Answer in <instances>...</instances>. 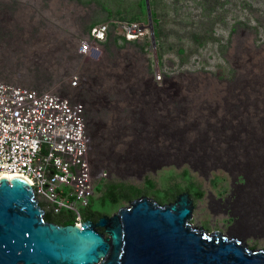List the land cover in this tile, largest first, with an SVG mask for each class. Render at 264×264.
Here are the masks:
<instances>
[{"label": "rangeland", "instance_id": "1", "mask_svg": "<svg viewBox=\"0 0 264 264\" xmlns=\"http://www.w3.org/2000/svg\"><path fill=\"white\" fill-rule=\"evenodd\" d=\"M5 1L0 0V28L10 24L7 16L13 17L7 14L11 9ZM10 2L26 7L14 15H45L63 29V32L48 33L50 46L43 49L36 45L28 61L17 52L2 48L6 29H1L0 79L32 88L46 89V83L72 71L71 63L68 68L64 64L74 60L71 50L76 51V47L73 38V41L67 38L65 33L76 27L85 34L93 24H107L117 18L129 22L136 17L140 28L149 29L132 42L120 39L117 34L120 32L113 29L105 44L106 60L89 73L97 80L93 84H98L87 94L85 85V91H81L88 102L91 94L99 96L89 102L91 111L87 121L91 127L92 114L97 113L98 124L94 119L96 124L89 131L95 137L96 151L111 169L110 175L100 181V187L114 181L143 187L150 178L156 189L165 191L177 183L185 184L183 171L188 168L193 181L206 191L202 199L192 197L193 225L227 234L232 231L230 226L236 229L246 223L264 233V225L257 219L260 215L259 219H264V176H260L264 172V0ZM15 61L19 67L27 64L28 72L13 67ZM130 66H136L135 72L123 78ZM248 74L254 79L243 87L247 82L239 78ZM139 80L149 85L156 80L162 86L158 90L150 85L152 90L140 94L138 101L125 99L127 95L120 88L128 81H133L131 84ZM252 95L255 96L252 98ZM103 96L109 98H106L108 106L100 102ZM124 106L136 109L137 115L131 118ZM136 123L144 126L142 131H135ZM249 143L260 149V156L244 158L239 154H225L223 148L209 150L223 145L237 148ZM199 145L203 147L193 148ZM190 147L192 150L188 152ZM249 158H253L250 160L255 162L253 165H241ZM256 162L260 165L256 166ZM225 167L233 173L240 172L236 173L237 177L245 172L248 179L242 184L232 181ZM100 195L95 192L94 196L97 199ZM221 196L231 201L234 197V221L228 222L227 213L220 210L217 200ZM128 203H120L113 213ZM241 207L250 213L247 221L239 216ZM256 236H248L245 241L255 250L264 249V236Z\"/></svg>", "mask_w": 264, "mask_h": 264}, {"label": "water", "instance_id": "2", "mask_svg": "<svg viewBox=\"0 0 264 264\" xmlns=\"http://www.w3.org/2000/svg\"><path fill=\"white\" fill-rule=\"evenodd\" d=\"M187 198L161 204L143 195L96 223L59 225L45 220L27 180L0 178V264H264V249L245 241L264 233L197 227Z\"/></svg>", "mask_w": 264, "mask_h": 264}, {"label": "built area", "instance_id": "3", "mask_svg": "<svg viewBox=\"0 0 264 264\" xmlns=\"http://www.w3.org/2000/svg\"><path fill=\"white\" fill-rule=\"evenodd\" d=\"M111 27L128 40L142 35L137 23L99 24L76 37L73 72L46 89L0 79V175L27 178L44 212L69 213L79 226L96 186L111 173L89 131V102L95 98L88 102L81 93L97 81L89 73L102 65Z\"/></svg>", "mask_w": 264, "mask_h": 264}, {"label": "bare ground", "instance_id": "4", "mask_svg": "<svg viewBox=\"0 0 264 264\" xmlns=\"http://www.w3.org/2000/svg\"><path fill=\"white\" fill-rule=\"evenodd\" d=\"M7 3V7H9L11 10H9L7 12V14H13L11 16L12 19L9 18V16H7L8 20L10 21V24L8 25H5V27L2 25V27L0 28V31L1 29L3 28V30H5L4 32V35L2 37L3 39V42L1 43L2 45V48L6 51V52H17L21 57H25L26 58V61H28V55L32 53V50L35 48V46L37 45V47H40V48H43L45 49V46H50V43H51V40H49V36L47 35L48 33L50 32H55V31H62L63 29L59 28L58 27V24L55 23L53 20H51L50 17L48 16H45V15H33V14H30V15H27V16H17V15H14V14H17L19 12H21V9H24L26 7L18 4V3H8V0L5 1ZM18 2V1H17ZM29 7V6H28ZM30 9V7H29ZM28 9V10H29ZM23 12V11H22ZM33 13V11H31ZM63 32V31H62ZM67 35V33H65ZM68 38V37H67ZM69 39L72 40V37H69ZM73 41V40H72ZM75 44V42L73 43ZM71 44V46L73 45ZM0 45V46H1ZM73 47V46H72ZM73 49L71 50V53L74 55V57L76 58V51H73ZM5 53V52H4ZM27 53V54H26ZM33 55V54H32ZM34 56V55H33ZM74 58V59H75ZM254 58V57H253ZM256 59V57H255ZM40 60V59H39ZM31 61V60H30ZM41 61V60H40ZM254 61V60H253ZM37 63V62H35ZM70 63L72 64V61L69 60V62H66L64 64V68H68V66L70 65ZM13 67H19L18 64H17V61H15V63L12 64ZM36 65V64H35ZM7 66H11V65H7ZM29 66V65H28ZM20 70H23V71H27L28 68H27V64H24L23 66H20L19 67ZM46 69H49L47 68L46 66ZM31 70V69H30ZM45 70V69H44ZM73 67H72V71L68 72V73H64L60 79L63 78V76L73 72ZM5 71H7V69H5ZM28 72V71H27ZM59 76L55 77L56 79L58 78ZM55 80V79H54ZM53 81V80H52ZM224 84H228V82L224 83ZM239 85V83H238ZM253 140V139H252ZM258 141V140H257ZM261 141V140H259ZM248 142V141H247ZM221 143V142H220ZM251 143V142H250ZM249 145H244V146H240V147H237V148H232V147H229V146H226V145H223V146H219V147H210L209 150H218L219 148H223L222 151L223 153H229V154H239L241 155L242 157H246V156H260L261 155V151H259L260 149L256 148V145H253V144H250ZM253 143V142H252ZM255 143V142H254ZM235 144H238V143H235ZM191 145V144H190ZM260 145V144H258ZM257 145V147H259ZM198 148V149H201L203 146H194L193 148ZM218 148V149H216ZM203 149H206L205 147ZM192 150V147H190L187 151L190 152ZM202 152V150H201ZM204 152V151H203ZM264 152V151H263ZM208 152H206V155H207ZM205 155V156H206ZM240 156V157H241ZM206 159V158H205ZM209 159V158H208ZM253 159V158H249V159H246L244 160V162L241 163V165L245 164L244 166H248L250 167V165H253L255 162L253 163H250V160ZM259 160V159H258ZM257 160V161H258ZM199 161V160H198ZM212 161V159H211ZM214 161V159H213ZM164 164V163H163ZM181 164V163H180ZM216 164V163H215ZM205 165V164H204ZM256 166H259L260 163L256 162L255 164ZM154 166V165H153ZM191 166V165H190ZM208 166V165H207ZM224 166V165H223ZM155 167V166H154ZM159 167V166H158ZM196 168V167H195ZM222 168V167H221ZM234 168V167H233ZM194 169V167H193ZM210 169V168H209ZM220 169V168H219ZM231 169V168H230ZM211 170V169H210ZM225 171H227V173L231 176L232 178V181H237L239 180V177L238 174L236 173H240V172H236L233 173L231 172L228 167H225L224 168ZM209 172V171H208ZM257 171L254 172V174H257L256 173ZM260 173V172H259ZM243 175L246 176V180L248 179L247 175L245 172H243ZM260 175V174H259ZM260 176H264V172H261V175ZM3 177H7V178H17L16 176H4V175H0V178H3ZM20 178H24L25 180L28 181L27 178L25 177H21L19 176ZM29 182V181H28ZM184 195H187L188 198H187V202H190L193 204V199H192V196L189 192H183L181 193L177 198L179 199H183ZM233 200H234V197L232 198V201L230 198H228L227 196H221L218 198L217 200V204L219 205V208L222 212L224 213H227V216L232 219V214H233ZM238 206V205H237ZM261 212V211H260ZM239 213L241 216V220L242 218L244 219V221L248 220V218L250 219V213L248 210H245L243 209L242 207L239 209ZM254 216V215H253ZM260 217H262L260 215ZM259 217V218H260ZM254 218V217H252ZM259 224L260 225H264L263 223V220L259 219ZM254 220V219H253ZM249 222V221H248ZM249 225H241L239 227H236V229H234L235 232L239 233V234H246L248 232V227ZM262 227V226H261ZM253 228V227H252Z\"/></svg>", "mask_w": 264, "mask_h": 264}, {"label": "trees", "instance_id": "5", "mask_svg": "<svg viewBox=\"0 0 264 264\" xmlns=\"http://www.w3.org/2000/svg\"><path fill=\"white\" fill-rule=\"evenodd\" d=\"M152 18H153V23L156 24L157 21L154 19L155 15H152ZM120 19L125 20L123 18H120ZM136 21H137L136 17L131 18L129 20V22H136ZM94 25L95 24H93L91 26H94ZM155 35H157L156 29H155ZM239 79H241L242 82H247V83H243L241 85L243 87H246L247 84L250 82V80H252L254 78L248 74V75H243V78H239ZM93 91H95V90H93ZM98 94H95V95L97 96ZM101 95H102V93H101ZM254 96L255 95H252V98ZM96 98H99V96H97ZM135 113H136V115L138 113V111H136V109L130 111L131 118L134 117ZM94 119L97 120V124H98L99 118L97 116V113L92 114L90 124H92L94 122ZM142 126L140 125V123H136L134 126L135 131H142L144 128V126L143 127ZM183 175H184V181L186 182L185 184H178L177 183L165 191L160 190V189H156L155 188L156 187L155 182L150 178L146 179L145 185L143 187H139L137 185L130 184L127 182H122V181L109 182L105 186H101V187L98 184L96 186L95 192L101 193V195L97 199L92 198L90 201V205L91 204L92 205L97 204L98 208L100 209V212L111 213L114 211L115 208L118 207V205H120V203H122L124 201L128 203V202H130V201H132V200H134L140 196H143V195H148V196L153 195L155 197V199L161 204H165V203L175 201V199L183 192H189L191 194V196L195 199H202L205 196L206 191L202 190L201 187L199 185H197L196 182L193 181L192 176L190 174V170L188 168H186L183 171ZM216 177L219 178L218 176H216ZM223 179L224 178H222V180ZM243 180L245 182V177L243 175H241L239 177L238 184L244 183V182H242ZM215 183H216V181L214 178L213 185ZM218 185L219 184H217L216 186H218ZM83 214H84V218L88 219V217L90 215L89 209L86 208ZM55 218L60 219V221L62 222V225L75 224L74 216L69 214V213L63 212L62 214L54 215V214H51L50 212H45V220L46 221H49V220L55 219Z\"/></svg>", "mask_w": 264, "mask_h": 264}, {"label": "clouds", "instance_id": "6", "mask_svg": "<svg viewBox=\"0 0 264 264\" xmlns=\"http://www.w3.org/2000/svg\"><path fill=\"white\" fill-rule=\"evenodd\" d=\"M116 20H119V21H124V20H122V19H120V18H117V19H114V20H112V21H116ZM111 22V21H110ZM125 22H128V21H125ZM109 23V22H108ZM128 23H138V22H128ZM104 24H106V23H104ZM94 26H96V25H94ZM94 26H90V28H89V30L85 33V34H88L89 32H90V29L91 28H93ZM147 27V26H146ZM146 27H141L142 29H141V31H142V35L140 36V37H138V38H135V39H132V40H128L125 36H123V35H118L119 37H120V39H122V40H126V42H132V41H135V40H137V39H139V38H141V37H143L144 36V34H146V32H148L149 31V29H147ZM144 28V29H143ZM75 29H77L76 31H74ZM75 29H73L71 32H69V33H67V37L69 38V37H72L73 38V40H74V42H75V47H76V52H77V44H76V37L78 36V35H81L82 33L78 30V28L76 27ZM113 29H115V28H113V27H111V32H112V30ZM155 33V32H154ZM84 34V35H85ZM118 34V33H117ZM109 39H110V34L108 35V38H107V40L105 41V42H103V47H104V50H105V44H106V42L107 41H109ZM119 39V40H120ZM77 54V53H76ZM106 57H107V52H106V50H105V55H104V58H103V60H102V65H103V62L106 60ZM115 60H116V58H115ZM74 61V60H73ZM101 65V66H102ZM128 70H130V71H126V72H124L123 73V78H126V77H128V76H130L131 75V73L133 74L134 72H135V70H136V66H130V67H128ZM132 70V71H131ZM129 82H133V81H128L127 83H126V85H124V86H122L120 89H122L123 90V92L127 95L126 97H125V99L127 98V99H130V100H132V102H134V101H138V99H139V95L140 94H143V93H147V92H150L149 90H152V89H150V85L152 86V87H154L155 89H160L161 88V83L160 82H158V81H154L153 80V82L152 83H150V85H149V83H147L146 81H143V80H139V81H136L135 83H131V84H129ZM98 83L97 82H95L94 83V86L92 87V88H94L96 85H97ZM154 84V85H153ZM120 85H123V84H121L120 83ZM89 95V94H88ZM92 95V94H91ZM94 98H96V97H94ZM106 98H108V97H106V96H103V97H101V99H102V101L103 100H107ZM111 98L113 99V97L111 96ZM97 99H99V98H97ZM109 99V98H108ZM116 100V99H115ZM102 101H100V102H102ZM108 103H109V101H108ZM110 104V103H109ZM124 107H126L128 110H127V112H128V115L129 116H131V114H130V111L131 110H134V108H132V107H130V106H124ZM129 107V108H128ZM89 124V123H88ZM90 128V127H89Z\"/></svg>", "mask_w": 264, "mask_h": 264}, {"label": "flooded vegetation", "instance_id": "7", "mask_svg": "<svg viewBox=\"0 0 264 264\" xmlns=\"http://www.w3.org/2000/svg\"><path fill=\"white\" fill-rule=\"evenodd\" d=\"M147 196H148V195H147ZM149 197H150V196H149ZM92 198H95V196H93ZM151 198H153V197H151ZM153 199H155V198H153ZM155 200H156V199H155ZM88 209H89L90 215H89L88 219H85V221L89 220V221H92V222H94V223H96V222L99 220V218H100L101 216H103V215H112V214H113V212H111V213H103V212H100V209L98 208L97 204H93V205L91 204V205H89V206H88ZM100 213H101V214H100ZM114 213H115V212H114ZM44 216H45V214H44ZM226 220H227L228 222H231V221H232V219H230V218H226ZM49 222H53V223H56V224L62 225V222H61L60 219H58V218L51 219V220H49ZM96 229H97L99 232L104 233V228H103V227H99V226H97Z\"/></svg>", "mask_w": 264, "mask_h": 264}]
</instances>
